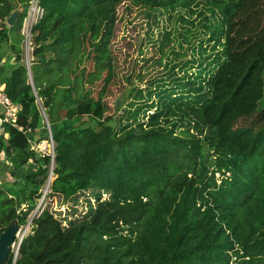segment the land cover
<instances>
[{"label":"trees","instance_id":"trees-1","mask_svg":"<svg viewBox=\"0 0 264 264\" xmlns=\"http://www.w3.org/2000/svg\"><path fill=\"white\" fill-rule=\"evenodd\" d=\"M124 1L40 0L33 87L22 46L30 0H0V52L10 40L16 59L0 90L21 107L16 124H4L0 156L13 173L38 164L18 186L0 182V233L28 222L52 158L47 197L93 190L96 199L85 216L65 224L41 206L15 264H264V0H130L150 13L177 11L184 52L173 45L170 53L199 47L200 57L173 62L171 84L164 76L147 83L159 107L147 121L117 129L104 94L115 76L109 44ZM19 8L17 22L4 25ZM176 32L178 26L166 32L168 44ZM89 75L91 85L103 79L102 87L74 98ZM40 106L54 157H37L29 143L43 124ZM84 116L97 126L83 125ZM178 118L188 122L180 132ZM72 120L78 122L66 123ZM14 260L10 250L3 264Z\"/></svg>","mask_w":264,"mask_h":264},{"label":"rangeland","instance_id":"rangeland-1","mask_svg":"<svg viewBox=\"0 0 264 264\" xmlns=\"http://www.w3.org/2000/svg\"><path fill=\"white\" fill-rule=\"evenodd\" d=\"M150 12L151 9L148 7L134 5L130 0H125L121 3L117 10V22L114 28V35L109 44L112 67L115 76L104 94V99L109 103L111 108L107 114L112 115L111 123L117 129L126 125H138L142 121H147L148 116L159 107L161 99L155 95L149 96V89L152 90L153 86L149 84L147 85V83L164 76L165 82L171 84L174 76L172 73L169 74V68L173 62H178L181 65V62L192 59L194 56L200 57L199 47H196V51L192 49L188 50L185 55L181 54L176 56L173 52L170 53L173 45L176 46V50L184 52V49H181L180 45L177 43L178 40L179 43L183 41L181 33L184 32V28L182 29L180 27V22L176 21V15L178 14L177 11L167 12L163 10L152 11V13ZM170 13L173 14V16L170 17ZM3 24L9 27L7 20H5ZM177 26L180 32H176L175 40L170 42L171 44H168L166 40V32L173 31ZM22 33L24 34V40L22 43L23 63L29 68L32 66V61L34 60L36 34L31 30L27 31V29L25 32L22 30ZM171 36H173V33ZM9 41L10 40H7L0 52V83L9 72V65H14L16 63L15 54L10 49ZM163 43L166 44V46H164L166 55L160 64V58L163 55L161 51ZM184 45L186 46L185 42ZM195 53L196 55H194ZM47 55L49 56L50 54ZM85 65L87 71L93 69V65L88 62L85 63ZM179 67H177L174 72L177 73V76H182L184 73ZM138 72H141L144 79L143 82L139 80V75H137ZM134 73H136V76ZM130 74H133L134 76L130 78ZM105 76L106 74L104 77ZM87 79L88 80L84 85L78 86V90L73 92L74 98L79 99L80 95H82L86 89L91 88L93 92L99 87L98 85H100V87L103 85V79L97 80L91 85L90 81L93 80V75L87 76ZM134 83H141V86H136ZM125 89L128 90L126 94H123ZM118 99L121 100V104L118 109H115V104ZM40 102L41 101L39 100V103ZM3 111V108L0 107V116L3 114ZM64 111H62V114ZM43 116V124H41V126L35 131H31L29 138L30 146L34 148L35 151L39 148V150H37V157L39 158L45 154L53 155V147L55 146V143L52 142L51 139L52 132L50 125H48V117L44 114ZM82 120H84L83 125L97 126L95 120H91L88 116H84ZM75 121L78 122V120H72L66 123L72 124ZM187 125L188 122L182 121L178 118L176 130L180 132L181 129H184ZM37 167L38 164L33 161L19 171L13 173L9 164L5 161V156L2 154L0 156V182L6 186H18L22 184L25 174ZM50 174H52V164ZM53 179L54 175H52L49 187L46 191L45 187L48 184L49 178L42 187L44 193L50 192V184ZM92 192L93 190L82 191L73 196L72 199L68 200L58 194L50 195L48 197L46 196L42 206L48 207L56 215L62 218L65 224L70 220L79 219L85 216V214L88 213L90 206L95 205L96 199ZM107 196L108 195H105L104 197ZM41 199L39 200L38 205L40 204ZM27 205L28 204L25 203L22 205V208L25 209ZM37 207L29 214L28 222L20 226L21 229H26L29 226V229H27L24 236L29 234L32 230L33 224L30 220L34 215V212L37 210ZM38 213L39 211L37 214ZM22 237L23 234L18 235L15 247L11 248L15 255L18 243Z\"/></svg>","mask_w":264,"mask_h":264},{"label":"built area","instance_id":"built-area-1","mask_svg":"<svg viewBox=\"0 0 264 264\" xmlns=\"http://www.w3.org/2000/svg\"><path fill=\"white\" fill-rule=\"evenodd\" d=\"M44 11L45 9L42 6L40 0H30L28 8H27V15L23 22L22 30L24 32L26 29L27 31H30V30L32 31L33 26L42 18ZM0 107H2L4 110L3 114L0 116V134H1L4 131L5 123H9L13 125L16 124L18 112L20 111L21 107L18 104H15L10 99V97H8L7 94L2 90H0ZM51 139H52V142H54L52 134H51ZM37 150H39V148ZM37 150L35 151L36 155H37ZM54 151H55V146L53 147V152ZM52 156L54 157V153ZM38 211H40V209ZM16 240L13 243L12 247H15ZM21 241H22V238L20 239L18 243L15 257H17L19 254V248H20Z\"/></svg>","mask_w":264,"mask_h":264},{"label":"water","instance_id":"water-1","mask_svg":"<svg viewBox=\"0 0 264 264\" xmlns=\"http://www.w3.org/2000/svg\"><path fill=\"white\" fill-rule=\"evenodd\" d=\"M23 10H24V8L16 9L15 11L11 12V14L9 16H7L6 20H7V23L9 24V26H13L17 22L18 15L21 12H23ZM34 60H39V57L34 56ZM28 72H29V76H30V82L32 83V85L34 87V83L32 80L31 67L28 68ZM120 104H121V100L118 99L116 101V104H115V109H118ZM40 107L42 109V113L46 116L44 109L42 108V106H40ZM53 168H54V158H52V174H50L48 183L51 181V178L53 175ZM46 194L47 193H44V195L40 201V204L37 207V210L34 212V215L31 217L30 222H32L33 218L36 216L38 210L40 209V207H41V205L45 199ZM20 230H21L20 225H18L17 223H13L11 226H9L7 229H5L4 231H2L0 233V264H3L6 261V259L8 258L10 250L12 248V245L15 242L16 238L18 237ZM23 238H24V236L22 237V240H23ZM16 258L17 257H15L13 264H15Z\"/></svg>","mask_w":264,"mask_h":264},{"label":"bare ground","instance_id":"bare-ground-1","mask_svg":"<svg viewBox=\"0 0 264 264\" xmlns=\"http://www.w3.org/2000/svg\"><path fill=\"white\" fill-rule=\"evenodd\" d=\"M48 187H49V183L45 187V191L47 190ZM27 229H29V226L26 229H21L20 232H19V235H22L23 234V236H24L26 234V232H27Z\"/></svg>","mask_w":264,"mask_h":264}]
</instances>
